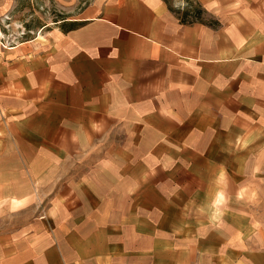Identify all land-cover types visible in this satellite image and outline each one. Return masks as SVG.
Instances as JSON below:
<instances>
[{
    "label": "crops",
    "instance_id": "0c3cea01",
    "mask_svg": "<svg viewBox=\"0 0 264 264\" xmlns=\"http://www.w3.org/2000/svg\"><path fill=\"white\" fill-rule=\"evenodd\" d=\"M199 2L0 41V264H264V26Z\"/></svg>",
    "mask_w": 264,
    "mask_h": 264
},
{
    "label": "rangeland",
    "instance_id": "374dc122",
    "mask_svg": "<svg viewBox=\"0 0 264 264\" xmlns=\"http://www.w3.org/2000/svg\"><path fill=\"white\" fill-rule=\"evenodd\" d=\"M89 1L91 0H0V41L5 46H12L33 37L45 25L50 29L55 28L58 24L77 18ZM162 1L178 16H181L184 10L199 9L202 14L198 21L210 22L199 0ZM230 1L233 9L254 13L258 24L264 26V0ZM191 16L193 15L188 16V20H194Z\"/></svg>",
    "mask_w": 264,
    "mask_h": 264
},
{
    "label": "trees",
    "instance_id": "16d2710c",
    "mask_svg": "<svg viewBox=\"0 0 264 264\" xmlns=\"http://www.w3.org/2000/svg\"><path fill=\"white\" fill-rule=\"evenodd\" d=\"M169 9L172 10L171 8H169ZM201 14H202V11L199 10V9L198 10H190V9L184 10L182 12V14H181V21L182 22H185V23H192V22L198 21V18L200 19ZM189 15H193L191 17H193L194 20H188V16Z\"/></svg>",
    "mask_w": 264,
    "mask_h": 264
}]
</instances>
